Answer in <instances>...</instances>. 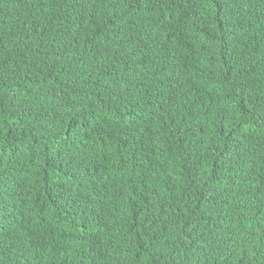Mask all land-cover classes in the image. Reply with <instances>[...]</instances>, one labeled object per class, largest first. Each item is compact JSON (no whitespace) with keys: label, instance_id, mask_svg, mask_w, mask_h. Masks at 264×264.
Wrapping results in <instances>:
<instances>
[{"label":"trees","instance_id":"obj_1","mask_svg":"<svg viewBox=\"0 0 264 264\" xmlns=\"http://www.w3.org/2000/svg\"><path fill=\"white\" fill-rule=\"evenodd\" d=\"M0 264H264V0H0Z\"/></svg>","mask_w":264,"mask_h":264}]
</instances>
